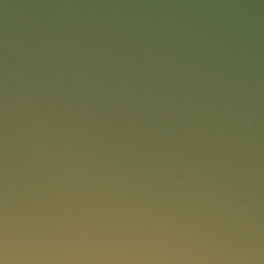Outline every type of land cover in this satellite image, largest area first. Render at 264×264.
Here are the masks:
<instances>
[{
	"label": "water",
	"instance_id": "95a60500",
	"mask_svg": "<svg viewBox=\"0 0 264 264\" xmlns=\"http://www.w3.org/2000/svg\"><path fill=\"white\" fill-rule=\"evenodd\" d=\"M0 264H264V0H0Z\"/></svg>",
	"mask_w": 264,
	"mask_h": 264
}]
</instances>
